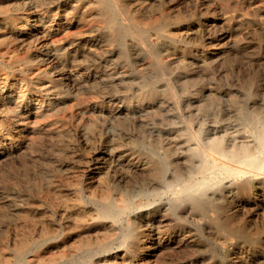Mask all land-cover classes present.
Wrapping results in <instances>:
<instances>
[{
    "label": "rangeland",
    "instance_id": "rangeland-1",
    "mask_svg": "<svg viewBox=\"0 0 264 264\" xmlns=\"http://www.w3.org/2000/svg\"><path fill=\"white\" fill-rule=\"evenodd\" d=\"M0 264H264V0H0Z\"/></svg>",
    "mask_w": 264,
    "mask_h": 264
}]
</instances>
